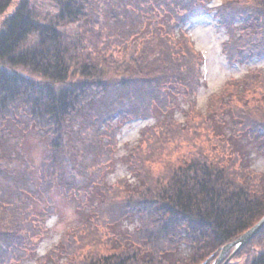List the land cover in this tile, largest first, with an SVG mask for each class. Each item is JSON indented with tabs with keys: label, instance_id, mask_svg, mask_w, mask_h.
<instances>
[{
	"label": "trees",
	"instance_id": "16d2710c",
	"mask_svg": "<svg viewBox=\"0 0 264 264\" xmlns=\"http://www.w3.org/2000/svg\"><path fill=\"white\" fill-rule=\"evenodd\" d=\"M213 14L230 64L264 58V0H0V264L35 255L56 192L98 186L99 202L35 264H213L264 217V174L250 165L253 149L264 154V69L227 81L206 111L193 99L202 58L181 25ZM22 111L48 140L39 176L10 128ZM153 117L127 157L139 182L107 184L114 123ZM171 143L193 149L154 174ZM131 217L141 225L120 246L101 233ZM180 246L189 253L174 259ZM257 247L264 229L234 259L264 264Z\"/></svg>",
	"mask_w": 264,
	"mask_h": 264
},
{
	"label": "rangeland",
	"instance_id": "374dc122",
	"mask_svg": "<svg viewBox=\"0 0 264 264\" xmlns=\"http://www.w3.org/2000/svg\"><path fill=\"white\" fill-rule=\"evenodd\" d=\"M222 2L223 0H213V5ZM44 3L45 2H43V4ZM181 28H184L187 35L190 36L191 45L195 47L202 58L200 62L201 74L199 86L197 84L198 93L193 99H196L197 106L203 111H206L211 95L216 92H221L227 81L243 77L248 71L257 70L258 68L264 69V58L252 60L246 64H230L227 61L226 56L223 55V42L226 38V33L216 22L214 14L197 17L186 25H181ZM178 100L180 106H188L189 100H187V98L178 97ZM177 116V118L183 119L180 113H178ZM159 118H161V116H159ZM157 121H159L158 117H153L152 119L131 120L123 124L114 123V135L117 139L118 150L114 153L115 159H113V163L108 166L107 171H105L102 176V179L106 183L108 182L107 184L112 185L118 183V181L124 177L128 178L130 183L134 184L139 182L137 177L131 176L129 170L130 164L127 157L132 148L139 141L142 128L152 126ZM27 123L30 124L29 118L22 111L16 119L10 121V128L15 134L21 135L24 139L22 148L27 154V160L29 159L32 162L33 168H35V175L39 176V166L43 161L42 159L49 151L48 140L37 137L35 135L37 134L36 129L27 128ZM183 145L181 147L182 149L180 148L178 150H174V144L172 143L170 147H165L162 153V159L154 164V174H160L166 170V165L164 163L165 158L167 159L165 162L172 161L171 164H173L175 163L173 161L181 159L180 157L186 154L188 149L192 151L193 148H188ZM249 147L251 148L252 145ZM252 151L253 153L251 154L250 160L251 167L254 168L255 172L264 174V154H259L255 149ZM173 152H175V155L171 154ZM177 153H182L183 155L178 157ZM99 194L100 190L98 186L85 198H77L75 195H70V199H68L60 192H56L54 199V202H56V213L46 221L47 230L43 234L44 236L35 241V255H29L28 259L23 260L19 264H35L34 262L37 261L39 256L48 254V252L60 241L64 233L71 230V228L81 226L83 222L87 221L91 204L99 202ZM133 218L124 219V221L115 225L113 229H101V233H105L106 230H108V232L115 231L116 234L112 236V239L116 241L121 233H133L136 227L141 225L138 218H135V220ZM105 235L109 236L107 233H105ZM94 237L96 238L95 234ZM95 238H93L94 240L88 239L87 241H95V244L99 245L98 247H100L102 253L111 252L113 245L107 242L105 243V238L103 239L102 236L98 239ZM115 245L117 247L121 245L119 240L116 241ZM257 249V251L264 252V247H257ZM186 253H189V251H187L185 247L180 246L177 253L174 254L175 258H173L178 259L183 257ZM249 256L250 255L245 252L241 257L233 259L231 264H245Z\"/></svg>",
	"mask_w": 264,
	"mask_h": 264
},
{
	"label": "water",
	"instance_id": "95a60500",
	"mask_svg": "<svg viewBox=\"0 0 264 264\" xmlns=\"http://www.w3.org/2000/svg\"><path fill=\"white\" fill-rule=\"evenodd\" d=\"M264 229V218L254 224V227L244 232L243 235L239 236L233 242L225 244L221 249L220 254L215 259L213 264H230L236 254L244 249L249 242H251L255 236ZM232 253L228 256V254Z\"/></svg>",
	"mask_w": 264,
	"mask_h": 264
},
{
	"label": "flooded vegetation",
	"instance_id": "af4514ba",
	"mask_svg": "<svg viewBox=\"0 0 264 264\" xmlns=\"http://www.w3.org/2000/svg\"><path fill=\"white\" fill-rule=\"evenodd\" d=\"M261 252L259 251V254H260Z\"/></svg>",
	"mask_w": 264,
	"mask_h": 264
}]
</instances>
